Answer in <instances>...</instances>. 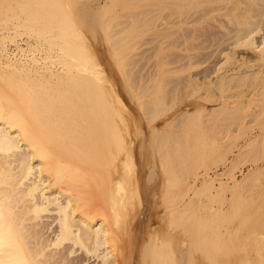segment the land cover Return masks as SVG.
<instances>
[{"label":"bare ground","instance_id":"bare-ground-1","mask_svg":"<svg viewBox=\"0 0 264 264\" xmlns=\"http://www.w3.org/2000/svg\"><path fill=\"white\" fill-rule=\"evenodd\" d=\"M71 1L0 0V264H264V196L253 193L264 178V165L250 167L241 181L235 174L237 162L248 158L250 150L264 148V0H220L224 4L191 21L184 11L191 0L173 3L177 10L173 5L166 28L178 29L162 33L174 49L195 40L189 29L190 34L173 38L183 24H197L212 14L227 19V24L212 19L225 33L213 51H218L219 61L210 74L190 75L175 85L185 84L190 96H198L196 101L204 105L187 103L177 131L154 135L153 146L168 171L160 167L170 174L164 172L169 183L164 182L168 188L163 191L168 192L163 200L167 208L172 204L171 218H166L173 235L164 217L153 224L155 229L146 216L139 218L144 206L141 193H136L141 180L134 175L137 134L128 129L133 123H120L121 94L99 66L101 49L93 41L87 45L77 29L74 17L77 12L79 19L85 18L86 5L81 3L80 12ZM109 5L100 7L105 12ZM100 12L93 17L102 16ZM131 25L117 34L128 33ZM106 27L100 28L105 34ZM24 35L34 40L28 41V49L16 41ZM10 44L17 53L9 51ZM200 54L180 53L174 63L179 69H169V74H191L204 63L197 64ZM167 78L158 74L140 86V98L149 99L143 107L151 120L166 111ZM208 102L218 103V108L208 111ZM213 161L228 166L221 174L227 178L206 173L197 184L198 170ZM191 176L194 183L189 186ZM204 196L211 206L203 205ZM234 252L237 258L230 256Z\"/></svg>","mask_w":264,"mask_h":264},{"label":"rangeland","instance_id":"rangeland-1","mask_svg":"<svg viewBox=\"0 0 264 264\" xmlns=\"http://www.w3.org/2000/svg\"><path fill=\"white\" fill-rule=\"evenodd\" d=\"M76 1H77V3H76ZM97 1L98 0H95V2H94V0H81V1H79V0H74L73 1L72 0L71 2H73L72 4L76 6L75 9L77 11L82 12V10H80V9L83 8L82 7L83 5H86V7H84L85 9L83 8L84 11L85 10H88L87 11L88 13H85V15H86L85 18H82L81 17L83 20H81V18L79 19V16H80L81 13L78 14L76 12V15L74 17V21L76 23L77 29L79 31H81V33L85 37L84 39H86L85 40L86 44L88 45L89 41H93L101 49V52L99 51L101 53V60L99 61L100 62L99 63V66L101 64L102 65L101 67H103V70H104L105 75H106L105 76L106 77L105 78L106 81L109 84L112 83V81H113V82H116V84L118 85V93L121 94L119 96V99L121 98L119 101L122 100L121 103L118 101V106H119V110H118L119 112H118V114H119L120 123H122L121 125L122 126L125 125L126 127H130V125H132V123H133V125L131 126L132 128H128V129L129 130L132 129L131 131H134L137 134L136 139H138V141H137L138 143H136V145H137V151H136L137 154H136V159H135L136 160L135 161L136 164L134 166L137 169V171L135 172V170H134V172H135L134 175L135 174L136 175L138 174L137 177H136L137 179L136 178L135 179L136 180H139L140 179L143 182L142 183L141 181H139V183H142V184H139L138 183L137 185L138 186H141V187L138 188V186H137V189H139V191L136 190V193L137 194L140 195V193H141L140 196L142 197L141 200L143 201L142 205L144 206V207L142 206L144 210L141 211V215H139V218L145 219V216H146V219L148 221H150V223H152V228L155 229L156 226L153 225V224H158V221L161 223V220L163 222V219H164V223L166 224V221L168 220L166 218V216H168V217L171 218V212L173 213V208H172V206H170L172 204H170V205L168 204L169 207L167 208V203H166V201H164L165 200L164 198H167L166 197V195H167L166 191L167 190L165 191V193H164L163 190H165L164 189L165 186H167L166 189L168 188V185L167 184L165 185V183H169L167 181L168 179L166 177L169 176L170 174H169V172L167 173L168 170L165 167H163L162 166V163L160 162V159H161L160 153H159V151H157L158 149L156 150V148H155L157 146H153V144H155V142H154V135H155V133H161L162 134L163 132H165V133L168 132L169 133V132H172V131H177L176 130L177 129V125H179L180 124L179 122L181 121L180 118L182 116V113H181L183 111L182 108H184L183 106H185L187 103H191V101L192 102L195 101V102L200 103V105H204V103L200 102L199 100L196 101L197 100L196 97H198V96H196V95H195V97H194V95H191L190 96L189 89H187L185 87V84H182V87L181 88L180 87H176V86H178V84L180 83V81L182 79H183L182 82H186L189 79V77H191L192 75H195V74H198L199 75L201 73L200 76H203L204 74L207 73V71L209 70V68H211V66L215 67V64L214 63H216L217 60L219 61V56H218L219 53H217L218 51H216L215 53L213 51H214L215 48H217L216 47V44L220 41V39L222 40L224 38L225 31L222 30L220 27H218L219 26V24H218L219 22H215L212 19H213V16H216L221 22H223V24H227V21H226L227 19H226L225 15L218 16V14H214V15L212 14V16L207 17L205 20H203L202 22H199L197 24H195V23L185 24V25L183 24V26L181 27L182 29L179 28L180 30H178L176 32L177 34L173 38L176 39V38L180 37V35L183 36V35H185L190 30L189 31L190 33H192V34L194 33L195 40L194 41H191V43H188L186 45V46H189L190 48L192 46L191 49L189 47H187V49H190V50H187V49L185 50L186 46H184V47L183 46H179V48H181V49H176V48L174 49L173 47L171 48L170 47L171 45H169L170 43H168L170 40L168 41L167 39L166 40L164 39L165 36H167V35L166 34L164 35L162 32L166 33L168 31L167 28H166V26L168 27L167 21H168V19L170 20V15L172 14V12H175V10H173V8H172L173 5H174L173 3L174 2H178L180 0H116V1L115 0H112V1H110V0H99L98 1V4L99 5L97 4ZM109 1H110V3H109ZM129 1H130V4H128ZM199 1H201V2H199ZM203 1H205V2H202V0H194V1L191 0V1L188 2V4H185V8H184L185 10L184 11H187V13L186 12L185 13L190 16L189 17L190 18V21L191 20H196L199 17H202L205 14L213 11L219 5L224 4V2L223 1H220V0H213L214 2H212V0H208V1L207 0H203ZM105 2H107L108 4H110L109 6H107L108 9H106L105 12L107 13V11L109 10L111 13L108 12L106 14L104 12V10L101 9V7H100L101 4H105ZM81 3L82 4L85 3V4L82 5ZM185 3H186V1H185ZM199 4H200V6H198ZM109 7H110V9H109ZM176 7H177V5H174V8L175 9H176ZM195 7H197V8H195ZM89 9H91V10L89 11ZM99 9H101V10H99ZM203 9L205 10V12H204ZM201 10H203V11H201ZM95 11H98V12L99 11H101V12L103 11L102 14L100 12V14L102 16L99 17V16L96 15V16L93 17V15H95L97 13L96 12L95 14H93ZM174 15H175V17H174ZM174 15H173V18H176L177 17L176 16L177 14H174ZM91 17H93V18H91ZM95 17H97V18H104L105 17V18L102 19V21L101 20L98 21L99 19H97V22H98L97 23L96 20H95L96 19ZM79 20H81V21H79ZM77 21L79 23L80 22L81 23L83 22V23L82 24L81 23L78 24ZM109 21H111V24H110ZM90 23H91V25H90ZM95 23H97L99 26L97 24H95ZM105 23L106 24L109 23L110 26H109V24L106 25ZM115 23L117 24L116 27H115ZM213 23H215V24H213ZM212 24L214 26L217 25V27H214ZM129 25H131L132 27L130 26L131 29L128 30V33H126L124 35L117 34V33H119L123 29V27L126 28V26L128 27ZM105 26H107L106 27V29H107L106 31L108 32V33L106 32V34H105V32L104 33L102 32V30L105 28ZM108 26H109V29L111 31L108 29ZM7 27L10 28L11 25L9 24ZM112 27H113V29H112ZM100 28L102 30H100ZM171 28H172V26H171ZM190 28H192V29H190ZM114 29L117 32H115ZM176 29H178V27L175 28L174 30H169L168 32L176 31ZM103 31H105V30H103ZM138 31H139V33L137 34ZM6 32H7V30H6ZM11 33H12V31H11ZM109 33H110V38H109V36H107V35H109ZM219 33H220V35H219ZM113 34H114V36H113ZM197 35L198 36L201 35L199 39H197L198 38ZM102 37H104V39H102ZM116 37H118V38H116ZM123 37L126 38L125 39L126 42H125V40H124ZM219 37H220V39H219ZM16 39H17L16 41L19 40L18 42L22 45L23 48L25 47V49H28L29 48L28 41L34 43V40L30 39L27 35L26 36L25 35L22 36V38L18 37ZM106 39H108V40H106ZM131 40H132V42H131ZM201 41H203V42H201ZM115 42H117V43H115ZM198 43L201 44V45H199ZM111 44L112 45L115 44V45L112 46ZM118 44H120V45H118ZM124 44L127 45V47ZM178 45H179V43H178ZM195 45H197L198 50H197V47ZM10 46L8 47L9 48V51L15 53L16 52V50H15L16 46H14V44H10ZM177 46H175V47H177ZM204 46L206 47L207 50L205 49ZM207 46H209V48ZM114 47H115V50L113 49ZM116 47H118V48H116ZM192 49H194L195 51L192 50ZM215 50H217V49H215ZM123 51H124V53H122ZM208 52H209L210 55L209 56H206L207 58H205L204 56L207 55ZM116 53H118V54H116ZM180 53H181V55H184V54H187V53H191V54L192 53L193 54L194 53L195 54H198V53L200 54L201 53L200 56H199V59H197L196 61L199 60L197 64H201L202 63V60H204V63L201 64V65H198L197 68L195 66V68L191 71V74H190V71L189 72L188 71H184L182 73L181 72L180 73H175L173 75L171 73L172 70H170V74H171L170 75L169 72H168L169 69H172V68L174 69L176 67H177V69H179L178 65H175L174 63L177 62L178 59H181V58H179V56H181ZM114 54H116V55L114 56ZM211 55H212V57H211ZM125 60H126V62H125ZM205 61H206V63H205ZM117 62H119V63H117ZM170 63H172V65ZM180 63H179V66L180 65L183 66V63L186 64L187 63V60L186 61H183L182 64H180ZM161 67H163L165 69H163ZM160 68H161V70H160ZM162 70H164L165 72H162ZM210 70L207 73V75H209L210 72L212 71V70L211 71ZM157 71L158 72L161 71V72L158 73ZM166 71H167L168 74L166 73ZM185 72H188V73H185ZM157 73L158 74L165 73V77H170V78H167L166 84L163 83V86H164V89L163 90H165L163 93H165V95H167V94H169V95H167L168 102H167V105H166L167 106L166 107V111L163 114H161V116H158L157 118H154V120H151V118L148 117V114L146 113V111L144 112L145 106L143 107L144 102H146L149 99H148V97L147 98H144V96H142L143 97L142 99L140 98V94L142 95V92H143L141 90L142 88L140 86L142 84H144V82L152 79L155 75H158ZM166 74H167V76H166ZM176 74H179V75H176ZM151 75H153V77ZM145 76H146V78H145ZM147 76H148V79H147ZM110 77L111 78H115V79H111ZM213 77L214 76H212V78ZM129 78H130V80H129ZM164 81H165V79H164ZM151 84L152 83H150L149 86L151 87V90H153L154 89V87H153L154 84L153 85H151ZM181 89H182V91H184V92H182L183 95L179 93L181 91ZM171 91L172 92L174 91L175 93L174 92L171 93ZM176 92L178 93V95L176 94ZM170 94H172V95H170ZM179 95L182 96V100H181V98H180ZM187 95H188V98H187ZM173 98L175 99V101L173 100ZM141 104H142V106H141ZM205 104L207 105L208 111H211V110H213L215 108H218V106H216V105H218V103H216V102L215 103L214 102H208V103H205ZM121 109H122V111H121ZM127 112L129 113V115H128ZM178 113H179V115L181 113V115L179 117H177L178 116L177 115ZM174 114H176V115H174ZM129 116H131V117H129ZM132 116L134 117L133 118V121L131 119ZM124 117H126V118H124ZM127 117H128V119H127ZM130 120H131V122L129 124L128 121H130ZM155 150H156V152H155ZM235 153L236 154L235 155L232 154V156H236L239 152L237 151ZM232 156H231V159H233ZM156 157L158 158L159 161L157 160ZM245 159H247V160H245ZM155 163L158 166L155 165ZM160 163H161V165H159ZM263 163H264V148L263 147H260V148L254 147V149L250 150V152L248 153V158L245 155L242 159L239 160V162H237L238 167L235 169V174H236L237 178L239 179V181H241L244 178V176L249 173L248 170H250L254 165H260V164L261 165H264ZM160 166H162L163 168H165L167 171L166 170L163 171V168L160 167ZM206 167L209 169L208 171H205V170H207V168L205 169V166H202L200 168V170H198L199 171L198 173H200V175L197 178V180L198 179H201L204 176H206V173H209V175L210 176L212 175V177H215L216 175L218 177H221L223 175V173L225 172L226 168H228V166H225V165H223L222 163H220L218 161L217 162L216 161L215 162L214 161L213 162H209V163L206 164ZM142 168L143 169L145 168V169L143 170ZM138 170L140 172H138ZM164 172L167 173L166 174L167 176L164 175L165 174ZM142 173H143L144 176L142 175ZM161 175L163 176V178H166V179H163ZM223 178H227V176H225ZM189 179H191L190 182H189ZM193 180H194V177H192V176L190 178H188L187 185L190 186V184H192V182L194 183ZM160 181H162V182L160 183ZM199 181H201V180H198L197 184H200ZM161 184L162 185L164 184V185L162 186ZM187 188H188V186H187ZM187 188H186V190H187ZM188 189H189V191L187 190V192H189V193H187V194H189V196L190 195L193 196L192 195L193 194L192 193V190H190V188H188ZM190 191H191V193H190ZM143 193H146V194L144 195ZM163 193L166 194L165 197H164V194ZM253 193H254V196L255 197L262 196V198H263V196H264V178L262 180V183L259 184V186H256V188L253 189ZM247 194H249V193H247ZM189 196H187L186 199L189 198ZM144 200H145V202H144ZM201 200H202L203 205H205V206H211V200H209V198L207 196L202 197ZM167 201L169 203V200L168 199H167ZM161 202H162V204H161ZM214 203L213 204L215 206H217L216 203H218V202H214ZM207 208L204 209V212H206V213H208L210 211L209 210L210 207L208 209ZM168 212H169V214H168ZM142 214H143V216H142ZM154 214H155V216H154ZM154 221H155V223H154ZM170 221L171 220L169 219L167 221V223L169 224ZM167 225H166L167 230L169 231V233L171 232L170 233L171 235H173L174 234V232H173L174 231V228L172 229L173 226H171V223L168 225V227H167ZM146 227L145 226L142 227V230H145ZM184 234H186L185 236L188 235L187 233H184ZM187 237L189 239V236H187ZM185 242H186L185 243V247H187V245H188L187 240ZM238 252H240V251H238ZM238 252H236V253L234 252V254H233L234 256L231 253L230 256H232L233 258L236 257V256L238 257L239 256ZM77 253L79 254L80 252H77ZM78 254H76V255H78ZM201 254L199 256H201ZM241 254H242V252H241ZM202 256H203V254H202ZM208 262L209 261H205L206 264H209ZM210 264H211V262H210Z\"/></svg>","mask_w":264,"mask_h":264}]
</instances>
